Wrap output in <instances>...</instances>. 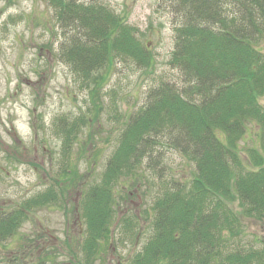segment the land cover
Masks as SVG:
<instances>
[{"label":"trees","instance_id":"16d2710c","mask_svg":"<svg viewBox=\"0 0 264 264\" xmlns=\"http://www.w3.org/2000/svg\"><path fill=\"white\" fill-rule=\"evenodd\" d=\"M162 1L174 16L168 65L177 74L155 82L138 109L126 116L101 178L81 196L85 237L80 257L91 264L100 241L110 234L115 186L131 178L134 183L147 162L158 178L154 218L131 264H258L264 261V240L258 239V248L242 250L228 242L240 236L242 218L264 221V0ZM46 2L61 33L58 55L87 89L91 83L94 91L102 88L119 59L141 70L154 67L138 29L105 0ZM97 105L93 111H99ZM57 120L54 132L62 138L66 157L81 126L98 119ZM250 130L256 133L252 145L241 146ZM169 151L191 167L188 180L164 177L162 156ZM71 171L65 164V182L78 188L83 180L69 176ZM35 195L10 211L0 208V244L28 211L57 198L52 188ZM119 220L123 232H130L131 219ZM79 255H73L74 264L80 263ZM45 257L34 264H47Z\"/></svg>","mask_w":264,"mask_h":264},{"label":"rangeland","instance_id":"374dc122","mask_svg":"<svg viewBox=\"0 0 264 264\" xmlns=\"http://www.w3.org/2000/svg\"><path fill=\"white\" fill-rule=\"evenodd\" d=\"M105 1L138 29L139 39L154 56V67L141 70L119 59L103 87L94 91V84L87 89L59 57L61 33L46 0H0V208L10 211L21 200L48 188L57 196L28 211L14 234L1 242L0 260L9 264H34L43 255L47 264H74L73 255L78 254L79 264H83L81 196L101 178L126 116L138 109L155 82L177 74L168 65L174 16L165 3ZM261 46L264 48V42ZM96 103L98 112L93 111ZM261 103L264 106V98ZM81 115L98 120L81 126L70 154L63 157L62 138L54 132L53 122L62 116ZM255 136V130H250L241 146L252 145ZM65 164L72 170L69 176H81L78 188L65 182ZM146 164L133 176L134 183L131 178L115 186L114 221L91 264H131L149 238L158 178ZM162 164L168 180L180 182L190 177L191 167L176 153L166 152ZM64 183L69 185L60 193ZM124 216L133 223L130 232H123L120 226ZM242 226L240 236L228 244L237 250L260 247L264 221L242 218Z\"/></svg>","mask_w":264,"mask_h":264}]
</instances>
